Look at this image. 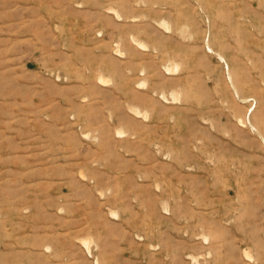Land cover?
Returning a JSON list of instances; mask_svg holds the SVG:
<instances>
[{"label": "rangeland", "instance_id": "obj_1", "mask_svg": "<svg viewBox=\"0 0 264 264\" xmlns=\"http://www.w3.org/2000/svg\"><path fill=\"white\" fill-rule=\"evenodd\" d=\"M0 264H264V0H0Z\"/></svg>", "mask_w": 264, "mask_h": 264}, {"label": "crops", "instance_id": "obj_2", "mask_svg": "<svg viewBox=\"0 0 264 264\" xmlns=\"http://www.w3.org/2000/svg\"><path fill=\"white\" fill-rule=\"evenodd\" d=\"M117 9V8H116ZM118 10V9H117ZM119 11V10H118ZM108 13H111L110 11H107ZM113 13V12H112ZM112 15V14H111ZM113 15L116 17V15L113 13ZM112 15V16H113ZM113 16V17H114ZM129 17H131V19H135L136 18V16H129ZM118 18V17H117ZM119 19V18H118ZM166 19V18H165ZM132 36L135 38V39H137L138 41H141V42H143V43H145L144 41H142L141 39H139V38H137L134 34H130V38L132 39V41H133V43L138 47V49H145V47L143 48V47H140L136 42H134V40H133V38H132ZM146 44V43H145ZM147 45V44H146ZM119 49V54L121 53V49L120 48H118ZM170 59V58H169ZM168 59V60H169ZM98 73H101L102 74V76H104V78L106 79V83H99L98 82V80L96 79V75L98 74ZM146 74V73H145ZM94 81H97L100 85H106V84H108L109 82H110V78L107 76V75H105V74H103L100 70H97L96 72H95V74H94ZM100 82H102V81H100ZM175 89V88H174ZM172 90V89H171ZM171 90H170V92H171ZM162 91V90H161ZM165 92V91H164ZM166 93V92H165ZM129 103H127L126 105H125V107L127 108V105H128ZM129 105H132V106H137V105H135V104H129ZM138 107V106H137ZM140 108V107H139ZM141 109H144V108H141ZM134 113V112H133ZM135 115H137L136 113H134ZM137 117V116H136ZM117 128H119V126L118 127H116L115 129H114V134H115V137H124V135H125V132H124V134H122V135H118L117 134ZM122 128V127H121ZM123 129V128H122ZM124 130V129H123Z\"/></svg>", "mask_w": 264, "mask_h": 264}, {"label": "bare ground", "instance_id": "obj_3", "mask_svg": "<svg viewBox=\"0 0 264 264\" xmlns=\"http://www.w3.org/2000/svg\"><path fill=\"white\" fill-rule=\"evenodd\" d=\"M144 47V46H143ZM208 49H211V47L209 46V44H208ZM212 51L211 52H213L214 53V50L213 49H211ZM219 55V57L220 58H222V59H224L225 60V58L223 57V55H221L220 53L218 54ZM225 63H226V60H225ZM227 68V67H226ZM168 70H170V71H172L173 70V68H171V69H168ZM231 73H229V71H228V74L227 75H230ZM231 77V76H230ZM99 79V78H98ZM100 81H102V82H105L106 80L103 78V76L102 77H100ZM232 84V83H231ZM235 89V88H234ZM235 92H236V95H238V93H237V91H236V89H235ZM238 97V96H237ZM137 108H135V109H132V111L134 112V113H136L137 115H140V111H138V110H136ZM142 115H144V114H142ZM163 208L164 209H166V204L163 206ZM202 238V237H201ZM203 240H204V238H203ZM206 240V239H205ZM204 240V241H205ZM88 242H89V239H88ZM87 243V242H86ZM192 259H193V261L195 262V263H198V261H197V259L195 258V257H191Z\"/></svg>", "mask_w": 264, "mask_h": 264}]
</instances>
